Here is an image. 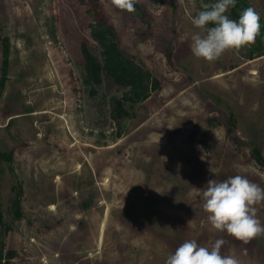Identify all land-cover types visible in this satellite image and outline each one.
Returning a JSON list of instances; mask_svg holds the SVG:
<instances>
[{
    "label": "rangeland",
    "instance_id": "374dc122",
    "mask_svg": "<svg viewBox=\"0 0 264 264\" xmlns=\"http://www.w3.org/2000/svg\"><path fill=\"white\" fill-rule=\"evenodd\" d=\"M96 1L0 0V264H165L190 239L264 264V235L213 232L202 208L209 179L264 187L252 155L264 157V53L193 55L191 20L216 0H140L132 13ZM246 1L264 20V0ZM96 9L159 81L139 103L118 108L127 88L87 75L82 44L101 61Z\"/></svg>",
    "mask_w": 264,
    "mask_h": 264
},
{
    "label": "clouds",
    "instance_id": "9594fccd",
    "mask_svg": "<svg viewBox=\"0 0 264 264\" xmlns=\"http://www.w3.org/2000/svg\"><path fill=\"white\" fill-rule=\"evenodd\" d=\"M139 2L111 0V5L132 13ZM235 6L236 0H216L203 5V10L192 18V25L199 29L191 35V51L196 58L215 62L227 51L256 42L261 32L260 14L247 7L238 19H232L227 13ZM261 204L264 187L240 174L223 180L209 179L202 191V208L208 214L210 230L226 233L244 244L264 235V224L257 217V206ZM224 244L223 239H216L210 247L199 245L195 239L185 240L167 256L165 264H242L235 255L221 254Z\"/></svg>",
    "mask_w": 264,
    "mask_h": 264
},
{
    "label": "trees",
    "instance_id": "16d2710c",
    "mask_svg": "<svg viewBox=\"0 0 264 264\" xmlns=\"http://www.w3.org/2000/svg\"><path fill=\"white\" fill-rule=\"evenodd\" d=\"M92 4L97 3L96 0H89ZM137 6V5H135ZM250 7L246 0H236V6L230 8L229 17L238 19L239 14ZM203 9H200V11ZM93 24L91 27V35L100 45L101 61L90 52L85 44H82L81 51L84 58L85 68L89 79L99 84L101 76L105 75L114 84L126 87L127 90L122 95V99L118 101V108L122 102H129L133 105L139 103L149 97L150 93L159 88V81L152 77L149 71L144 70L140 65L135 63L127 56L119 47L117 35L114 26L108 22L105 16L97 9L93 11ZM261 32L257 37L256 42L251 47V52L262 54L264 53V20L261 19ZM214 25H209V27ZM4 52V65L7 63L8 45L6 40L1 39ZM251 53V54H252ZM4 87V79H0V94ZM252 155L255 161L264 166V157H262L260 149L254 147ZM15 216L20 217L19 199L16 198L12 203Z\"/></svg>",
    "mask_w": 264,
    "mask_h": 264
}]
</instances>
